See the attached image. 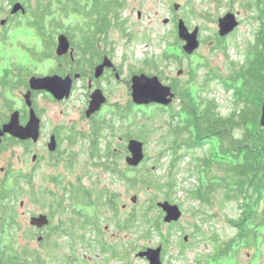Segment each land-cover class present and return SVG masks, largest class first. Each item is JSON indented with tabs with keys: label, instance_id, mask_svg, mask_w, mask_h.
Here are the masks:
<instances>
[{
	"label": "trees",
	"instance_id": "16d2710c",
	"mask_svg": "<svg viewBox=\"0 0 264 264\" xmlns=\"http://www.w3.org/2000/svg\"><path fill=\"white\" fill-rule=\"evenodd\" d=\"M230 1L233 3L240 1L256 22V27L251 33L252 38L244 46L240 59L233 60L229 57L224 37L216 36L217 47L223 49L225 53L226 70L222 73L214 71L212 75L214 74L213 77L218 80L222 91L229 95L231 110L226 114L220 113V105L216 98L209 96L204 88L192 93L189 83L195 82L196 70H191L190 79L185 82L174 80L170 84L180 102L177 107L171 105L168 108L169 118L165 121V127L158 139L162 148L155 163L159 165L161 159L166 158L164 172L156 175L157 167L146 170L142 169L143 167H131L128 171L136 174L134 177H128L124 170H119L117 157L112 159L115 164L109 159L104 165L99 163L100 167L103 165V169L116 174L120 180L125 179L132 187L140 183L146 188H153L161 193L163 199L173 203L172 195L178 190L177 175L181 171L178 165L188 160L186 171L194 175L199 183L185 189L187 197L197 200L198 204L204 206H213L217 203L221 207L228 201L237 202L239 210L237 217L228 219L231 227L235 229L234 234L222 244L214 239L212 241L215 246L214 252L198 254L196 264H221L222 260L231 263L234 260L238 261V253L243 249H253V253L257 255H262L261 252L264 250V128L259 124L264 99V0ZM126 6L125 0H37L34 6H27L24 15L32 17L33 24L46 34L47 43L53 52L57 29L64 28L70 45L75 48V53L83 49L92 57L96 56L100 49L97 41H105L106 45L108 44L112 29L118 28L126 33L124 26L126 20L122 18ZM1 10L0 6V15ZM69 15H81L86 22L80 24L77 21L76 24L64 26L63 21ZM125 35L131 40V33ZM173 44L179 47V39L175 38ZM75 53L73 54L76 55ZM145 62L149 67L159 70L158 65L151 63L149 59ZM88 65L91 66L92 63ZM71 71H74V68ZM210 77L204 79V83L209 82ZM159 78L161 79V76ZM17 80L18 83L22 81L19 78ZM12 82L14 81L7 78L2 81L3 88L0 91L4 101L2 108L12 109L10 97L6 95L14 89ZM162 108L157 107L154 113L163 111ZM132 113L133 109L127 108L126 111L118 113V119H125ZM152 123V120H148V124L146 122L139 127L138 136L144 141L147 140L149 132L155 130ZM105 126L114 129L111 123H106ZM103 128L100 126L96 131V138L99 141ZM100 150L98 148L96 151ZM105 152L112 153L108 144ZM10 177L11 187L6 186L8 180L0 185V195L3 199L0 229L4 235L3 240L5 239L2 240L3 254L11 259L9 261L11 264L42 263L40 253L35 254L19 244L18 231L21 224L18 215L13 204H11L13 206H10V203L4 204L5 199L11 201L12 195L15 197L14 188L18 175L10 173ZM217 194L220 195L219 198ZM98 196V208L102 205L109 207L112 212L111 220L117 228H135L139 232V238L143 240L158 235L161 237L158 244L163 247V255L166 254L172 230L178 222L165 225L161 218L162 211L155 205L154 200L145 202L139 211L134 209L125 216L120 214L114 197L108 195L103 198L101 194ZM101 212L99 208V218ZM203 222L204 217L201 219V223ZM163 226H167L166 232L162 231ZM200 228L193 223L192 234L200 231ZM178 243L181 244L179 246L181 254L192 244L186 242L184 237ZM135 246L133 250L137 248ZM145 247L147 246H141ZM126 256L115 247V259H124ZM258 264H262V260Z\"/></svg>",
	"mask_w": 264,
	"mask_h": 264
},
{
	"label": "rangeland",
	"instance_id": "374dc122",
	"mask_svg": "<svg viewBox=\"0 0 264 264\" xmlns=\"http://www.w3.org/2000/svg\"><path fill=\"white\" fill-rule=\"evenodd\" d=\"M126 8L122 13V18L126 20V33H131L132 38L127 39L126 33H123L120 29L114 28L110 31V37L108 40L111 41L109 49L112 50L113 59L117 65L122 68L121 79L119 80H107L102 81L103 89L111 103L119 104L120 108H123L128 101H131V90L126 80L129 77V71L131 75L139 73V71L146 74H160L161 81L165 84H171L170 81L174 78L180 79V82H185L191 78V70H196L194 73L195 78L192 83H189L192 93L197 89L204 88L208 91L209 96L215 97L220 105V113L226 114L231 110V100L229 95L222 91L219 87V82L213 77L212 73L218 71L220 73L226 70V57L224 50L217 47L216 36H218V18L223 16L226 12L231 11L237 13L239 26L226 37H224V45L228 48V55L233 60L240 59L241 53L244 51L248 40L252 38L253 30L256 27V22L251 17L250 12L244 9L240 1L234 3L230 0H125ZM174 3H178V10L173 7ZM138 12L141 14L138 17ZM76 17V22L80 24L85 23L86 20L81 15H69L68 18L64 19V26L69 25L67 21ZM181 17L184 19L187 26L190 29L199 27V38L200 45L197 50L187 55L184 53L182 48L183 41H180L179 47L173 43L177 38L176 22ZM169 19L168 22H164V19ZM72 23L71 25H73ZM66 32L64 28H58L55 34ZM55 41V42H56ZM57 42L54 46V53ZM165 54V56H163ZM170 55V56H169ZM149 59L151 63L158 65V71L155 68H151L146 64V60ZM182 70L181 74L178 75V71ZM149 72V73H148ZM208 75V76H207ZM211 75V77L209 76ZM210 77L209 82L204 83V79ZM85 81H79L74 86L71 92V97L68 101L62 104H56L49 99H40L41 104H44L48 111L46 117L49 122L57 123L64 121L67 123H78L79 128L84 127L86 124L82 122L80 118V109L85 103V96L87 93ZM200 86V87H199ZM14 100L15 105H19V93L15 89L13 92L6 94ZM180 100L175 98L172 100V105L178 106ZM132 103V101H131ZM133 113L128 115L125 120H120L110 115L112 108L106 106V108L98 114L95 118L98 121H103V125L111 123L114 126L113 130H109L108 127H104L100 138L99 147L102 148L108 144L109 148L116 151L122 150L125 141L124 139L128 135L132 138L137 137L144 143V152L147 155L146 162L138 167L142 169H152L157 167L155 170L156 175H160L164 172L166 158L161 159L159 166L155 163L158 152L161 150L162 145L158 141L163 127H165V121L169 118V111L161 109L163 111H155L157 107L155 105L148 104V106H139L134 103L131 104ZM170 108V107H169ZM0 112L11 113L7 109L0 107ZM148 120H152L155 130L149 132L147 140L141 139L140 129L141 125ZM109 121V122H107ZM44 141V140H43ZM42 141V142H43ZM6 150L0 151V168L7 165H12L13 171L16 174L21 173L27 175V170L30 164L29 157L25 154L24 146L20 144H10L4 142V146L7 145ZM42 143L38 145L40 147ZM104 146V147H105ZM84 150H88V144L85 143ZM88 153L82 157L79 156L80 162L83 161L91 162ZM119 167L124 170L128 177H134L136 172H130L127 170L124 161L118 159ZM188 160H184L178 165L181 169L177 175L178 179V190L172 195L173 203L178 204L182 210V216L178 221V225L172 230L170 236V246L168 251L163 256L166 264H196V257L198 254H211L215 250L214 239L221 242L229 239L235 232V229L231 227L228 219L237 217L239 212L238 204L234 201H228L224 206L214 203L213 206H204L198 204L197 200H192L187 197L185 189L194 187L199 183L194 175H190L187 171ZM124 167V168H123ZM183 169V170H182ZM89 172L96 173L97 176L93 177L92 180L96 182L95 190L97 194H101L103 198L108 195L114 197V201L117 207L120 209V214L128 215L132 210H140V206L149 203L154 200H163L161 193L153 188L145 187L140 183H136L134 187L130 185L125 179H119L116 174L105 169L91 167L86 170ZM154 174V175H155ZM0 171V177H2ZM97 177V178H96ZM86 178V176H85ZM92 181V182H93ZM23 182V181H22ZM85 185L90 186V182L85 179ZM11 182L8 180L6 186L11 187ZM17 197L15 201V211L18 215V221L21 224V229L18 231L19 244L26 247L33 253H40L42 263L38 264H107L104 261L105 256L101 252L98 246L94 244H88L87 240L81 239H69L63 236L57 238H49L44 241H38L36 238H31L30 235V213L37 211L36 208L30 203L29 199L26 198L27 194ZM135 196V202H132ZM158 196V197H157ZM220 195L217 194V198ZM20 200L25 202L24 207L19 206ZM104 201V199H103ZM138 204V205H137ZM10 206H13L10 204ZM14 207V206H13ZM101 216L99 221L101 227L109 226V231L106 235V241L112 243L117 247L120 253H125V261L120 259H111L110 264H148L145 258H136L135 253L143 249L142 245L156 247L161 241V237L155 235L149 240H143L139 238V232L135 228H117L115 223L111 220L112 212L107 205L99 207ZM85 212L90 211L86 206L83 207ZM158 212L156 209H154ZM24 212V213H23ZM23 213V214H22ZM153 214L154 212L151 211ZM163 214V213H162ZM163 216V215H162ZM204 217V222L201 223V219ZM193 223H196L201 227L200 231L195 234ZM166 225V224H165ZM167 226L162 227V231L166 232ZM115 234V235H113ZM186 236V242L192 243L190 247L185 248L183 254L180 250V240ZM3 240V238H2ZM5 241V239L3 240ZM137 247L133 250V246ZM253 249H243L240 251L238 261L234 260L228 264H258L262 260L264 264V250L261 254H254ZM74 263H73V261ZM72 261V262H71ZM222 260L221 264H227ZM215 264V263H212Z\"/></svg>",
	"mask_w": 264,
	"mask_h": 264
},
{
	"label": "flooded vegetation",
	"instance_id": "af4514ba",
	"mask_svg": "<svg viewBox=\"0 0 264 264\" xmlns=\"http://www.w3.org/2000/svg\"><path fill=\"white\" fill-rule=\"evenodd\" d=\"M36 1L37 0L1 1L0 6L2 10L0 15V23H3L2 19L5 14H7L8 17H12L16 15H24L26 13L25 12L23 14L21 10L13 13V4L18 2L20 3V5L24 6V9H26L29 5L34 6L36 4ZM140 16L141 14L138 12V17ZM112 23L114 22L112 21ZM97 44L100 46L99 52L96 56L92 57L83 49L78 50L77 53H75V48L71 45L73 53H75L76 55H74L73 53L72 55L69 53H66L64 55H55L56 65L54 71H52L51 74L38 75L44 76L58 74L64 78L67 75L71 76L73 78L71 92L73 91V88L77 84V82H86L85 86L88 91L85 96V103L80 109V118L83 120L82 122H85L86 125L79 128V124L75 122L67 123L64 121H60L57 123H52L47 120L48 118L46 117V113L48 111V108L44 104H41L40 99L45 98L56 104H62L63 102H66L70 99L72 94L71 92L68 98L57 99L47 90L30 91L28 82L29 79L27 81L22 80L20 83H18L17 78L15 82H12L14 89H11V91L13 92L15 89L18 90V93L20 95L19 105H15L14 100L9 98L11 100L10 103L12 105V109H8L6 107H4V109H7L11 113L17 110L19 112L18 120L21 124H25L28 120L29 109L31 107L34 111L35 116L38 118V136L36 139L28 138L26 140H20L9 134H6L2 137V141L0 142V151L7 149L6 146H8V144L4 146V142H8L10 144H20L21 146H24L25 154L27 156H30L29 159H31V162L29 164L28 170L26 171L27 175H22L21 173L17 174V183L14 188L15 197H13L12 195L11 201L8 199H5L4 201V204H13L14 209L16 210L17 208H15V201H17V197H22L21 194H27L26 198L29 199L30 203L37 210L30 213L31 215L29 217V223L31 218L33 217L35 218L41 215H45L47 217V221L42 226H37L30 223L31 227L29 236L31 238H36L38 241H44L53 237L57 238L58 236H63L69 239L87 240L88 244H94L99 247V249L105 256L104 261L107 264H110V260L114 259L115 248L112 243L106 241V235L110 229L109 226H105L104 228H102L99 221V196L97 194V191L95 190V186L97 183L92 180L93 177H98V175H96L95 171L89 172L86 170H88L90 166L98 168L99 163L104 165V162H107L108 159L113 161L116 157L117 159L122 158L125 166H127V170L132 167L126 163V157L129 154V151L127 149V141L131 137H123L124 139L127 138V141H125L122 150L116 151L115 148L111 149L110 147L112 153H106L105 149L107 147V144L106 146L104 145L105 147L103 146L102 148H100L98 143L99 139L96 138L97 129L100 128V126H103L105 128L106 126L103 125V121H98L97 118H95L106 108V106H110L112 108L113 113L111 112L110 115L114 114V116L112 117L118 118L119 112L126 111L127 108H129V110L132 109V100L128 101L123 108H120L119 104H110L107 94L103 92L104 89L102 86V81H109L111 79L119 80L121 79L120 77L123 71L120 65H117L118 63H115L112 50L109 49L111 41L109 40L108 44L106 45L105 41L99 40L97 41ZM105 57H108L111 60L112 64H110L109 66H105L103 68L101 76L96 78L94 75L95 67L96 65L101 64ZM88 63H92V65H88ZM72 68H74V71H71ZM75 68L77 70H75ZM130 76L132 75L129 71V77L128 80H126V83L129 87ZM174 80L180 79L174 78L170 81V83H173ZM2 81L3 79H0V91L3 88ZM96 88L102 90L101 92L104 93L107 100L97 112L91 114L90 116H86V110L88 107L87 104H89L91 91L95 90ZM28 91H30V107H28V105L26 104L23 95L25 93L27 94ZM172 91L174 92L173 89ZM174 94L175 99L177 95L175 92ZM3 103L4 101L2 99V96H0L1 108L3 107ZM151 105H155L156 107L161 108H169L172 105V101L168 106L154 103H152ZM10 114L7 112H0V126L8 122L7 120H9ZM126 118H128V115ZM125 119L120 118V120ZM109 130H111V128H109ZM40 143H42V145L38 147ZM85 143L88 144L87 151L84 150ZM98 148L101 149L99 152L96 151ZM85 152L88 153L87 157H89V159L91 160V162H86V164H88L87 166H85V163L83 161L80 162L79 158V156L82 157L83 155H85ZM113 162L115 164V161ZM144 162H146V154L145 158L138 166H140ZM117 163L119 162L117 161ZM103 165L101 166V169L104 168ZM118 168L119 170H122L119 167V164ZM0 171L3 174L2 177H0V185H2L3 181L5 180L11 181L10 173H14L12 165L3 166L0 168ZM85 179H87V182L91 183L90 186L85 185V182H83ZM2 205L3 199L0 195V218L3 215ZM19 206L24 207L25 202L23 200H20ZM84 206L88 207L90 211L85 212L83 210ZM3 236L4 235L0 229V264H11L9 263L11 259L3 254ZM158 245L161 246L160 257L162 258V263L166 264L163 257V247L161 244ZM125 259L126 258L124 257V259L120 260L125 261ZM127 264H129V262Z\"/></svg>",
	"mask_w": 264,
	"mask_h": 264
},
{
	"label": "water",
	"instance_id": "95a60500",
	"mask_svg": "<svg viewBox=\"0 0 264 264\" xmlns=\"http://www.w3.org/2000/svg\"><path fill=\"white\" fill-rule=\"evenodd\" d=\"M178 3H174L173 7L175 10H178ZM21 10L22 13H25L24 6L20 3L13 4L12 12H17ZM169 19H164V22H168ZM237 13L228 11L223 16L218 18V36L226 37L228 34L232 33L238 26ZM184 19L179 17L177 19L176 29H177V38L180 41H183L181 50L184 51L187 55L193 54L200 45L199 38V27L196 26L193 29H190ZM68 37L65 33H59L57 36V45L55 49V55H64L69 53L72 55L73 49L68 41ZM112 64L111 60L108 57H105L101 64L96 65L95 67V77L98 78L103 72L105 66ZM182 70L178 71V74H181ZM77 76V75H76ZM75 76V77H76ZM73 78L69 75L62 77L58 74L53 75H44V76H33L29 82L30 91L31 90H47L57 99L68 98L72 90ZM130 90H131V100L132 103L136 105H148V104H160L163 106H168L171 104V101L174 99V92L171 89V86L163 83L159 76L156 74H146L144 72L134 73L130 76ZM30 91L24 95V100L28 107L31 106L30 102ZM102 90L96 88L91 91L89 104L86 110V116H90L97 112L103 104L106 102V96ZM264 98V97H263ZM260 125L264 128V99L262 103V108L260 109ZM19 119V112L13 111L10 114L8 122L0 126V142L2 137L6 134H9L20 140H26L28 138L36 139L38 136V118L35 116L33 109H29V117L25 124H21ZM53 145V144H51ZM127 149L129 151L128 156L126 157V163L130 166H138L143 159L145 158L144 152V143L137 138H130L127 141ZM132 202H135V196L132 199ZM162 212V220L165 223L178 222L180 216H182L181 207L170 202L167 199L159 200L155 204ZM47 221L45 215L39 217H33L30 220V223L37 226H42ZM186 239V236L184 237ZM136 258H145L148 261V264H163L161 256V246L156 247L148 246L143 249L138 250L136 253Z\"/></svg>",
	"mask_w": 264,
	"mask_h": 264
},
{
	"label": "clouds",
	"instance_id": "9594fccd",
	"mask_svg": "<svg viewBox=\"0 0 264 264\" xmlns=\"http://www.w3.org/2000/svg\"><path fill=\"white\" fill-rule=\"evenodd\" d=\"M76 17L70 18L71 25ZM0 23V79L27 81L33 76L51 74L56 59L47 36L25 15L8 17Z\"/></svg>",
	"mask_w": 264,
	"mask_h": 264
}]
</instances>
